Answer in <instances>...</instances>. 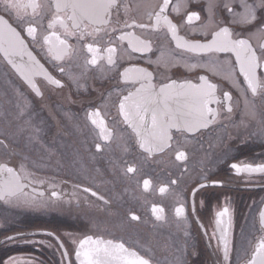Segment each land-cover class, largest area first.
Wrapping results in <instances>:
<instances>
[{
    "label": "flooded vegetation",
    "instance_id": "1",
    "mask_svg": "<svg viewBox=\"0 0 264 264\" xmlns=\"http://www.w3.org/2000/svg\"><path fill=\"white\" fill-rule=\"evenodd\" d=\"M128 2L141 5L134 8V14L144 20L148 7L160 0ZM209 2L189 0L188 10L201 15L191 26L182 23L184 10L179 16L170 13L174 22L180 23V35L185 39L205 40L200 28L208 23ZM224 3L215 0V22H228ZM0 15L16 26L2 9ZM229 26L243 30L239 25ZM212 30L209 25L208 31ZM139 34L151 40L152 51L135 53L131 60L121 53L115 69H85L82 53L71 64L63 63L71 73H83L80 87L59 72L56 64L61 62L54 63L39 44L29 43L37 59L64 83L58 88L37 77L43 96H37L0 53V163L17 169L24 164L34 178L46 181L25 189L29 194L33 187L43 191V203L0 200V264H8L9 258H15L16 264H79L75 257L78 242L89 235L124 242L150 258L152 264H223L222 246L212 233L219 235L216 213L224 207L229 209L232 224L230 264H243L257 238L264 234L259 222L264 211V173H237L231 168L234 163L264 164V101L257 99L258 114L252 118L246 114L240 89L233 82L199 67H185V61L195 64L197 58L176 49L170 34L163 30ZM252 42L258 43L255 38ZM161 51L181 62L173 65L169 61L167 66L163 61L155 63ZM226 56L231 54H220L221 59ZM231 58L235 62L234 56ZM132 64L153 72L157 83L170 79L197 83L199 76L208 75L218 85V95L232 93L233 114L228 117L222 112L218 123L194 138L193 134L178 136L173 130L188 153L187 162L176 161L172 152L149 156L138 147L118 113L119 90L125 87L119 73ZM236 79L246 87L238 71ZM92 108L100 109L115 133L110 141H101L88 121L86 114ZM96 143L102 144L101 151L96 150ZM128 164L135 165L137 172L125 175ZM144 179L152 181L147 192L142 189ZM171 180L177 184L170 185ZM50 183L58 185L55 190L61 193L60 200L48 199ZM201 184L205 187H199ZM163 185H169V191L160 194L158 189ZM84 187H91L109 203L84 193ZM179 203L184 204L186 220L175 215ZM153 204L164 208L162 220L153 215ZM132 214L140 220H132Z\"/></svg>",
    "mask_w": 264,
    "mask_h": 264
},
{
    "label": "snow or ice",
    "instance_id": "2",
    "mask_svg": "<svg viewBox=\"0 0 264 264\" xmlns=\"http://www.w3.org/2000/svg\"><path fill=\"white\" fill-rule=\"evenodd\" d=\"M140 7L138 3L133 6L128 0H0V9L16 24L14 27L4 15H0V53L25 84L37 96H43L37 77L58 88H63L64 83L37 59L29 43L39 44L54 63L61 62L56 64L59 72L68 75L80 87L83 73L73 74L62 66L63 63L71 64L82 53L85 69L93 66L115 69L122 58L121 53L131 60L135 53L152 51L151 40L139 33L163 30L175 41L176 49L197 58L195 64L185 61V67L189 70L199 67L213 76L233 82L240 89L246 114L252 118L257 116L256 101H264V0H225L223 10L227 13V23L213 20L216 4L215 0H210L208 23L200 28L201 35L205 37L203 42L185 39L180 35V23L171 18L170 13L179 16L184 10L183 24L191 26L200 21L199 11L188 10L189 0H175V3L174 0H160L148 7L144 20L134 14V8L138 10ZM209 25L213 26L212 31H208ZM229 25H239L243 30L236 31ZM24 33L31 38L30 41L26 40ZM254 38L258 41L256 45L252 42ZM220 54L231 56L221 59ZM161 61L166 66L169 61L173 65L181 62L164 51L160 52L155 63ZM237 71L246 87L236 79ZM119 77L125 87L119 90L118 113L122 123L134 134L138 147L149 156L172 152L176 161L187 162L188 153L173 136V130L178 136L193 134L194 138L196 133L218 123L222 112L230 117L234 111L232 93L223 91L218 95V85L208 75L199 76L197 83L174 79L157 83L153 72L132 64L124 67ZM86 115L101 141L113 139L115 133L108 127L99 108L90 109ZM95 148L101 151L102 144L96 143ZM231 168L237 173H264V164L241 166L234 163ZM124 171L125 175L134 174L137 168L128 164ZM45 183L44 179L34 178L24 164L17 169L7 162L0 163V200H15L25 205L43 203V191L38 192L33 187L29 194L25 189ZM175 184L176 180L170 181V185ZM49 187L52 191L48 199L60 200L62 195L55 190L58 185L50 183ZM142 189L145 192L152 189V181L144 179ZM158 191L160 194L167 193L169 185L160 186ZM195 191L194 188L193 196ZM83 192L105 204L109 203L91 187H84ZM151 211L157 220L164 218L163 207L153 204ZM175 215L186 220L183 203L175 208ZM216 216L219 235L214 231L212 236L220 242L218 246H222L223 264H230L232 224L228 207ZM131 219L139 221L140 217L132 214ZM259 222L264 231V211L260 212ZM75 257L79 264H152L150 258L130 249L124 242L91 235L79 240ZM8 264H16L15 258H9ZM243 264H264V234L257 238Z\"/></svg>",
    "mask_w": 264,
    "mask_h": 264
}]
</instances>
